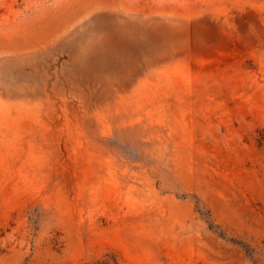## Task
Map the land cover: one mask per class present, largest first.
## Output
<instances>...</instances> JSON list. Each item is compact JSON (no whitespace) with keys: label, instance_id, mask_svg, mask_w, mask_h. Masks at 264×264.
Wrapping results in <instances>:
<instances>
[{"label":"rangeland","instance_id":"obj_1","mask_svg":"<svg viewBox=\"0 0 264 264\" xmlns=\"http://www.w3.org/2000/svg\"><path fill=\"white\" fill-rule=\"evenodd\" d=\"M0 264H264V0H0Z\"/></svg>","mask_w":264,"mask_h":264}]
</instances>
